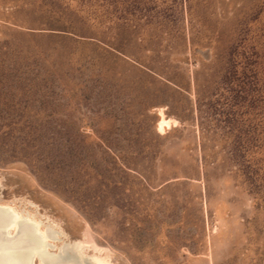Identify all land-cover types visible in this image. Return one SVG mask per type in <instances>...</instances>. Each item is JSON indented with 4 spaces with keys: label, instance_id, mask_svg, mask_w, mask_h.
<instances>
[{
    "label": "rangeland",
    "instance_id": "obj_1",
    "mask_svg": "<svg viewBox=\"0 0 264 264\" xmlns=\"http://www.w3.org/2000/svg\"><path fill=\"white\" fill-rule=\"evenodd\" d=\"M129 7L0 0V203H33L115 264H264V151L236 163L247 119L225 85L264 0ZM67 17L98 37L47 30ZM159 110L178 127L158 134Z\"/></svg>",
    "mask_w": 264,
    "mask_h": 264
},
{
    "label": "bare ground",
    "instance_id": "obj_2",
    "mask_svg": "<svg viewBox=\"0 0 264 264\" xmlns=\"http://www.w3.org/2000/svg\"><path fill=\"white\" fill-rule=\"evenodd\" d=\"M163 110H159L156 130L160 135L178 127ZM91 241L68 240L56 222L33 203H0V264H115L110 251Z\"/></svg>",
    "mask_w": 264,
    "mask_h": 264
},
{
    "label": "trees",
    "instance_id": "obj_3",
    "mask_svg": "<svg viewBox=\"0 0 264 264\" xmlns=\"http://www.w3.org/2000/svg\"><path fill=\"white\" fill-rule=\"evenodd\" d=\"M106 1L113 7L116 15L120 13L119 18L125 20V17H129L130 0H122L121 9L119 0ZM66 20L68 21L63 22L61 18L58 19L47 30L72 33L84 38H88L86 35L98 37L95 34L97 32L86 27L79 18L72 20V17H67ZM249 36L247 31L243 32L230 52L225 85L234 94L235 103L240 106L242 115L247 119L246 130L239 140L241 149L237 152L236 163L241 168L250 169L255 166L253 155L264 151V28L255 37ZM32 156L33 154H27L29 158ZM41 156L37 159L44 161ZM51 166L50 163L46 168L50 169Z\"/></svg>",
    "mask_w": 264,
    "mask_h": 264
}]
</instances>
